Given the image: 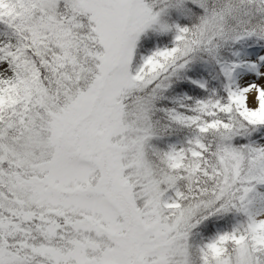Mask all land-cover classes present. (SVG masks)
Segmentation results:
<instances>
[{"label":"snow or ice","instance_id":"1","mask_svg":"<svg viewBox=\"0 0 264 264\" xmlns=\"http://www.w3.org/2000/svg\"><path fill=\"white\" fill-rule=\"evenodd\" d=\"M0 264H264V0H0Z\"/></svg>","mask_w":264,"mask_h":264}]
</instances>
